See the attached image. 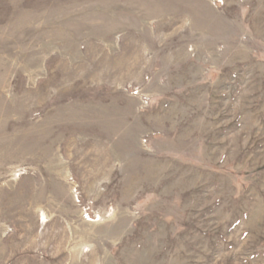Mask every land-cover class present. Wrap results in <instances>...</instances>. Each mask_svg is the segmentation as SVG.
<instances>
[{
    "label": "rangeland",
    "instance_id": "374dc122",
    "mask_svg": "<svg viewBox=\"0 0 264 264\" xmlns=\"http://www.w3.org/2000/svg\"><path fill=\"white\" fill-rule=\"evenodd\" d=\"M0 264H264V0H0Z\"/></svg>",
    "mask_w": 264,
    "mask_h": 264
}]
</instances>
